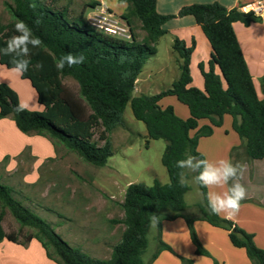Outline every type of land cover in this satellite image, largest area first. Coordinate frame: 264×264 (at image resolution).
Masks as SVG:
<instances>
[{"label": "trees", "instance_id": "obj_1", "mask_svg": "<svg viewBox=\"0 0 264 264\" xmlns=\"http://www.w3.org/2000/svg\"><path fill=\"white\" fill-rule=\"evenodd\" d=\"M59 1L9 0L4 3L10 21L0 24V46L14 35L17 19L26 22L43 41L31 57L33 64L42 63L43 68L20 75L35 90L43 111H18L17 94L0 83V119L9 117L20 133L44 137L54 147H63L83 162L103 167L113 154L109 134L121 126L123 112L129 105L134 119L144 125L147 140L165 142L160 162L168 182L161 184L154 180L150 186L141 183L127 186L121 203L123 218L115 221L121 223L124 230L109 258L104 260L93 259L69 246L48 224L16 200L11 188L0 184V242L6 240L25 246L35 240L46 257L56 264H144L142 256L148 245L150 216L155 214L159 219L156 250L147 264H151L161 251L171 252L160 239V224L177 217L185 219L195 253L207 256L196 238L194 218L183 216L184 196L189 188L178 183L181 169L176 167V162L185 159L187 154L203 158L197 151L198 140L209 137L213 128L220 127L224 115L231 118V128L240 141L239 147L232 148L231 152L242 147L248 159L264 158V75L259 80V97L233 30L236 22L249 26L264 22V17L236 8L226 9L217 2L192 4L182 7L175 15H160L155 9L156 0H121L127 4V9L120 17L130 32V39L123 40L91 28L84 12L71 16L67 5L57 6ZM88 6L95 8L99 3L93 1ZM184 16L193 17L210 46L206 69L204 64L198 65L203 88L191 85L189 62L194 41L186 47L183 41L175 38L171 48L179 62L177 80L155 95H134L139 73L146 61L156 55L159 38L167 33L163 25ZM132 19L139 21L146 34L141 43L130 28ZM69 53L82 54L84 62L57 71L55 61ZM9 60L7 56H0V65L12 69ZM65 78L74 81L76 88L65 85ZM166 97H174L184 105L188 117L180 118L171 106L161 108L159 102ZM200 121L208 124L199 126ZM197 186L203 200V204L197 205L198 219L226 230L230 243L244 249L251 264H264V251L255 246L253 236L231 221L212 214L207 205L206 189ZM4 210L20 228L33 230L25 236V243H20L15 233L2 230ZM165 210L171 215L162 214ZM191 263L189 259L180 258V264Z\"/></svg>", "mask_w": 264, "mask_h": 264}, {"label": "rangeland", "instance_id": "obj_2", "mask_svg": "<svg viewBox=\"0 0 264 264\" xmlns=\"http://www.w3.org/2000/svg\"><path fill=\"white\" fill-rule=\"evenodd\" d=\"M93 1L99 3V7L88 6ZM99 1L104 6L100 5ZM99 1L60 0L57 6L67 5L71 16L84 12L85 19L86 14L89 16L91 12L102 9L113 16L111 19L116 20L118 26L127 27L125 21L116 13L126 12V3L121 0ZM5 2L9 0H0V24L10 21L4 7ZM131 29L136 34V40L141 43L146 34L137 19H132ZM170 39L168 35L159 38L156 55L150 57L141 70V75L151 76L152 86L146 94L155 95L167 90L179 75L178 63L170 46ZM63 83L76 88V83L69 78L63 79ZM258 85L257 89L260 93ZM169 99L187 111V108L174 98L163 100L161 105L169 106L167 103ZM109 138L113 154L103 167L87 164L57 145L56 159L52 163H46L40 170L41 177L37 184H22V179L19 177L0 179V184L11 188L12 196L16 200L48 224L69 246L93 259L101 260L109 258L111 249L118 244L124 230V226L115 221L123 218L121 203L127 186L137 183L150 186L154 180L161 184L168 182L166 171L160 162L165 142L147 140L144 125L134 119L129 105L123 112L121 126L116 127L109 134ZM93 139L97 140V134ZM146 141H148L147 145ZM98 144L102 143L98 142ZM241 158L248 159L242 147L232 152V162L239 163ZM23 159L27 160L28 157L24 156ZM22 165L21 169H24V172L29 170L28 163ZM191 176L190 173L189 180ZM251 176L253 178V174ZM187 186L189 190L184 196V201L189 207L190 215H188L192 217L194 214H199L197 205L203 204V200L197 184L190 183ZM162 214L169 216L171 212L165 210ZM1 227L5 233H15L20 243H25V236L33 233L30 228H20L7 210L3 211ZM156 235V225L151 223L147 233L148 245L142 256L144 264L149 262L151 254L156 250ZM28 244L19 245L22 247L20 249L22 253L8 246H0V249L7 257L11 256L9 264H24L26 261L29 264H56L46 257L41 246L42 256L33 249L24 253L23 250Z\"/></svg>", "mask_w": 264, "mask_h": 264}, {"label": "crops", "instance_id": "obj_3", "mask_svg": "<svg viewBox=\"0 0 264 264\" xmlns=\"http://www.w3.org/2000/svg\"><path fill=\"white\" fill-rule=\"evenodd\" d=\"M253 1L156 0L155 9L160 15H175L185 6L217 2L226 9L236 8L241 11V7ZM100 5H103V3L100 2ZM116 13L117 16L123 14L121 11ZM163 29L167 31L164 36L168 35L171 38V47L175 38L183 41L186 47H189L192 41H194V47L190 54L189 71L192 80L191 85L201 90L203 88V80L198 65L202 63L206 69L211 50L200 27L195 23L192 16H184L167 21L163 25ZM233 30L252 78L254 88L258 96L261 97V94L258 93L257 85L260 78L264 75V22L251 23L249 26L236 22L233 24ZM176 62L179 63L177 57ZM141 74L140 72L135 81L134 93L136 95H149L146 93H148L152 86L150 82L151 76L149 74L144 76ZM0 83L10 87L17 94L19 103L28 105L27 110L43 111V106L38 103L37 94L30 83L22 79L12 69H7L0 65ZM167 98L174 97H166L160 100L159 105L161 108H165L161 103ZM167 103L173 108L177 116L182 119L188 117V110L185 111L175 101L169 99ZM207 124L208 122L206 121L199 122V126ZM239 145V138L231 128V118L228 115H224L220 127L213 128V133L209 137H203L198 140L197 151L205 159L213 161L228 159L232 161L231 150L232 148L239 147ZM57 150V146L54 147L44 137L20 133L9 117L0 119V179L19 177L22 179V184H37L41 177L40 170H42L46 163H52L56 159ZM24 156H27L28 159H23ZM24 163L29 164V170L25 172L23 171L24 169H21ZM239 164L243 165V175L240 178V182L247 189L246 198L241 201L240 210L232 219L225 218L223 214L219 215V217L231 221L244 232L251 234L255 246L264 251V158L260 160L241 158ZM226 187L224 189H217V191H225ZM207 191L208 189H206V194ZM188 211L189 207L186 205L183 216L189 217L190 213ZM199 216L198 213L192 216L194 218L192 225L196 238L202 249L207 253V256L195 253V246L190 240L185 219L177 217L173 220H164L160 224V239L171 249V252L166 250L161 251L151 264H180V258L191 260V264H251L244 249L234 247L230 243L226 230L214 227L206 221L198 219ZM0 246H8L15 249L14 251L19 250L22 253V250H20L21 246L6 240H2ZM25 248L23 250L24 253L33 249L42 256V249L35 240H31ZM10 259L11 256L7 257L0 249V264H9ZM24 264L29 263L26 261Z\"/></svg>", "mask_w": 264, "mask_h": 264}, {"label": "clouds", "instance_id": "obj_4", "mask_svg": "<svg viewBox=\"0 0 264 264\" xmlns=\"http://www.w3.org/2000/svg\"><path fill=\"white\" fill-rule=\"evenodd\" d=\"M43 41L34 35L32 28L23 20L17 19L14 23V35L10 36L3 46H0V56L10 58L12 70L23 75L29 70L39 71L42 63L33 64L31 57L34 49H39ZM85 57L82 54L69 53L55 61L57 71L64 70L65 66L71 68L82 64ZM28 105L21 103L18 111H23ZM176 167L181 169L178 173V183L186 186L190 183L208 189L206 194L207 205L214 215L223 214L225 218L232 219L240 210L241 201L246 198L247 189L240 182L243 175V165L233 163L228 159L209 160L195 155L187 154L185 159L178 160ZM192 174L189 180V174ZM227 186V187H226ZM225 191H217L224 189ZM153 225L159 223L158 216L151 214Z\"/></svg>", "mask_w": 264, "mask_h": 264}, {"label": "built area", "instance_id": "obj_5", "mask_svg": "<svg viewBox=\"0 0 264 264\" xmlns=\"http://www.w3.org/2000/svg\"><path fill=\"white\" fill-rule=\"evenodd\" d=\"M241 11L244 13H252L257 17H264V0H254L251 3H248L241 7ZM91 15H87L86 22L87 24L106 35L117 37L123 40L130 39V32L127 27H120L117 25V21L113 20V16L110 13L100 9L99 11L91 12Z\"/></svg>", "mask_w": 264, "mask_h": 264}]
</instances>
